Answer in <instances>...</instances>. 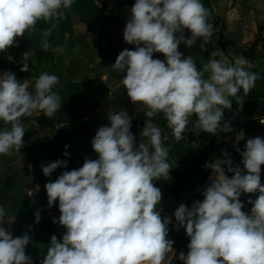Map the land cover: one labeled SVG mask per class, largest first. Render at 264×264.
I'll list each match as a JSON object with an SVG mask.
<instances>
[{
  "label": "crops",
  "instance_id": "crops-1",
  "mask_svg": "<svg viewBox=\"0 0 264 264\" xmlns=\"http://www.w3.org/2000/svg\"><path fill=\"white\" fill-rule=\"evenodd\" d=\"M104 2L114 9L126 0L97 3L102 6ZM212 5L215 14L210 45L215 50L217 62L203 50L206 37L202 30L191 31L169 43L157 37L152 48L158 56L147 61H140L136 54L122 55L118 76L102 65L106 60V45L101 31L94 24L86 27L93 28L95 39L104 47L94 53L91 57L94 63L87 68L73 59L72 54H68L74 60L70 62L64 52L56 54L57 51L52 49L54 64L63 60L65 66L58 67L60 72L57 74L69 73L72 78L70 83L66 82V89H59L67 92L64 98L69 97L68 86L78 84V105L82 108L92 106L83 110L74 124L84 131L86 149L89 146L98 157L114 162L105 180L90 182L81 192L78 190L80 170L60 178V163L43 147L56 136H67L66 120H54V125L45 126L36 123L41 114L40 107L47 105L52 110V105L48 104H54L57 99L54 101L52 95L40 89L34 79L29 80L34 83L18 77L1 82L5 91L14 83L23 97L29 93L28 98L33 101L38 94L40 99L30 104V112L22 106L30 146L8 164V169L26 188L25 197H20L14 209L10 207V223L20 224V227L13 229L8 264L20 230L24 236L16 264H62L61 245L40 227L51 222L56 224L57 236L69 230L67 263L80 264L93 234L113 213L116 216L111 227L92 251L91 259H102V253L110 247H113L112 251L106 255L105 262L95 264H155L151 253L160 249L169 251L168 264H250L264 258V100L243 97L231 122L213 129L212 136L218 150L210 156L206 166L193 167V161L204 156V146L199 139L204 119L192 102L182 95L179 97L171 112L175 124L169 133L156 125L159 106L151 91L164 85L179 93L180 86L190 77L198 79L209 89L218 77V65L221 77L212 94L210 108L214 119L226 112L228 95L236 92L241 84L239 72L245 74L252 70L243 53L259 39L254 65L258 73L264 74V0H212ZM143 6L147 5L136 10L140 12ZM138 19H143V14ZM118 20L110 24L108 32L116 46L123 47L126 39L115 32ZM141 22L137 32L142 28L147 33L148 27L157 25L158 20L156 16L149 22ZM223 23L226 28L221 39L219 33ZM91 78L96 81L94 86L87 85ZM103 86L107 88L104 95ZM263 87V83L258 86L259 89ZM65 102L69 107L72 97L70 102ZM33 111V119L29 121L26 115ZM121 119H148L151 122L145 135L134 137L122 134ZM114 129L119 132L118 137L113 136ZM151 141L164 145L166 153L154 157ZM138 147L151 162V168L149 173L136 169L128 177L125 168L135 162ZM234 160L238 165L230 166ZM40 169L44 171L43 177L38 173ZM157 169L165 175L160 177ZM173 169L179 170L178 177L182 180L187 179L190 171L196 178L177 193L160 191L161 183L168 186L175 183L170 173ZM13 182L14 179L0 178L3 208L8 206L7 198ZM15 200L14 197L12 203ZM68 209H72L70 219L74 221V227L68 225ZM23 213L24 216L20 217ZM132 213L150 215L143 223L130 227L129 222L135 221ZM128 227L130 231L126 232ZM208 240L225 241L232 246V252L211 253L206 244Z\"/></svg>",
  "mask_w": 264,
  "mask_h": 264
},
{
  "label": "trees",
  "instance_id": "trees-1",
  "mask_svg": "<svg viewBox=\"0 0 264 264\" xmlns=\"http://www.w3.org/2000/svg\"><path fill=\"white\" fill-rule=\"evenodd\" d=\"M4 1L7 3V9L10 8V11H18L20 14L26 13V11L20 12L21 10L19 5H17V0ZM23 1L26 3L27 0ZM52 2L55 8L57 7L60 16L58 21V33L59 35H66L70 40L71 45L75 44V28L73 21L77 18L79 23H82L85 26H91L94 24L101 31L106 45V60L102 65L116 76H118L121 69L120 58L122 55L136 54L140 61L150 60L151 58L158 56L152 48V42L157 37H162L165 39V43H169L170 40L194 30L203 31L204 36L206 37V41L203 44V50L207 55L214 57L217 62L215 50L210 45L212 41L210 31L215 14L212 0H160L159 3H156L153 0H126L125 3L114 9H110L105 2L100 6L96 0H52ZM69 3H72L71 8L68 6ZM143 3H149L154 6L158 20L157 25L149 26V31L145 33L144 36L140 37L139 34L136 33V35H138L136 41L126 42L123 47H117L114 43L113 36L108 32V27L114 21L119 19L120 16L129 13L131 10L138 9ZM44 17H47V15ZM223 21L225 22V17L223 18ZM8 26H10V23L5 19L0 18V68L4 79L8 80L13 77H24L20 74L17 63L10 60V57L16 56L17 53L35 54L36 59L39 62H42L43 60L54 62L55 55L52 51L51 45L56 40V35L47 39L45 35H37L25 29L19 31V33L11 34L8 31ZM225 28V24L223 23L222 30L219 33L221 39H223ZM166 33L167 36H165ZM260 41L261 39L243 53L244 59L251 65L252 70L245 74L239 72L241 84L236 92L228 95V110L222 113L217 119H214L210 105L212 103V94L217 86L219 78L221 77L219 65L217 67L218 77L213 81L212 87L209 89L198 79L190 77L180 86L179 93L171 91L164 85L159 86L155 91H151V94L154 95L159 106V116L156 120V125L161 127L166 133H169L174 127L175 123L171 118V112L181 95L192 102L200 110L204 119V128L199 133V139L204 146V156L201 159L194 160L193 167L196 165L206 166L210 156L218 150L216 141L212 136L213 129L218 126L227 125L231 122L235 113L240 109L241 99L243 97L255 101L264 100V87L262 89L258 88L260 84H264V74L258 73L254 65L257 56V47ZM221 44L225 49L223 41ZM42 78L48 79V77ZM78 88V84L71 83L68 86V92L72 97V103L69 107L65 101H61L60 103L68 114L65 119L68 124L67 136L64 134L56 136L49 142L45 143L43 147L60 163V178L68 174L71 175L76 170H80L81 173L78 190L81 192L82 189L87 188L90 182L105 180L107 174L113 169L114 162L112 160L98 157L93 148H89L90 151L87 153H84L83 151V146L86 148V145L83 142L85 137L84 131L82 128H77L74 124L78 120L82 111L88 110L92 108V106L83 108L77 106L78 97L76 91ZM55 90H57V88ZM106 91L107 88L103 86V95ZM40 113V116L36 119V123L39 126L54 125V109L50 110L47 105H42L40 107ZM150 122L151 121L148 119H121L119 122L120 131L124 136L140 137L146 134ZM119 135V132L114 129L113 136L118 137ZM26 149L28 150L29 147H26ZM150 149L154 157L166 153L165 146L154 141H151ZM233 165H238V163H235V160L231 161L230 166ZM150 168L151 162L145 159L141 148L138 147L135 154V162L132 165H126L125 170L127 176L130 177L136 169H140L143 173H149ZM157 172L160 177L165 175V173L159 169H157ZM170 173L175 178V183L172 186L161 183L160 191L165 190L177 193L196 178L193 171H190L186 180H182L178 177V169H173ZM250 180L248 183H250ZM73 206L75 207V204ZM2 208L3 202L0 200V210H2ZM71 215L72 209H68V225L74 227V221L70 219ZM149 215L150 213H132L135 221L129 222L130 227L143 223L148 219ZM115 216V213L108 215V217L102 222L101 226L95 231L89 245L87 246L84 260L80 264H95L97 261L105 262L106 255L112 251L113 247H110L102 253V259H91V254L105 237L106 232L111 227L112 219ZM55 226L56 224L53 222L40 225L41 229L47 230L51 236L56 239V243L61 245V263L68 264L67 243L70 238L69 230H67L66 233H63V235L57 236ZM130 227L127 228L126 232L130 231ZM23 236L24 232H22V230L18 231L14 248L9 256V264H16L21 253ZM234 257H236V253H234Z\"/></svg>",
  "mask_w": 264,
  "mask_h": 264
},
{
  "label": "rangeland",
  "instance_id": "rangeland-1",
  "mask_svg": "<svg viewBox=\"0 0 264 264\" xmlns=\"http://www.w3.org/2000/svg\"><path fill=\"white\" fill-rule=\"evenodd\" d=\"M17 1V5H19L21 10L20 12L26 11L25 14H20L18 11L14 10L10 11V8L7 9V3L4 0L0 1V18H3L10 23V26H8L7 28L11 34L19 33V31L25 29L37 35H45L47 39H50V37L56 35L55 44L51 45V48L54 51H57L55 52L56 54H58V52H64L70 62L74 61L72 60L73 58L76 61L82 62L85 68H87L90 63H94L91 57L98 50L102 49L104 47V44L97 42V40L95 39L93 28L86 27L82 23H79V21L77 20L78 18L75 19L73 21L75 28V44L71 45L69 44L66 36L59 35L58 33V21L60 19V16L59 12L57 11V7L54 8L52 0H27L26 3L23 0ZM96 1L100 2L101 0ZM153 1L159 3L160 0ZM144 4L147 6H143L140 9V12H138V10H131L129 13L120 16L119 20L117 19L118 26H116L115 28L116 31L115 29H113L112 31L123 35L122 37L125 38L128 42L134 41V39H138V35H136V32L138 27L142 25L143 21L141 22V20H147V22H149L151 19L156 18L154 6L149 3H143L142 5ZM68 6L69 8H71L72 3H69ZM142 14L143 19H138L141 18ZM45 15H47V17H44ZM136 23L137 25H135ZM140 29L141 30H139V32L137 33L141 37L144 36L146 32L144 29ZM60 36L63 37L60 38ZM58 38L59 41H57ZM62 40H64L63 43L60 42ZM126 40H124L123 43H125ZM68 54H72V58H70ZM10 60L17 63L18 70L20 74L24 76L22 78L28 80L26 81L27 83H34L32 81H29L31 79H34L35 81H37L36 83H39L40 89L44 91L46 90V94L52 95L53 99H55L54 101H56L57 99L56 102H53L54 104H48L52 105L51 108L54 109L53 119L56 122L65 121L68 114L64 107L60 105V103L61 101L70 102L71 95L68 92L69 97L67 96L65 99L64 95L66 96L67 92L65 94V92L63 91L60 92L59 89H66V82L70 83L72 81V78H70L69 73L67 75L66 73L57 74L58 72H60L58 71V67L64 65L62 64L63 60L61 61V63L57 62V64H54L56 60H53L54 62L50 60H43L42 62H39L36 59L35 54L26 53H17L16 56H11ZM69 60H67L66 62H68ZM96 63L97 61L95 62V64ZM42 77H48V79H43ZM2 81H4V78L2 77V71L0 68V178L7 179V181H10V179H14L15 181V183H11V185H13L12 191L7 198V205L9 207L6 206L3 208L1 215L2 217H0V264H8L7 256L10 240L14 238L13 229L16 227H20V224L14 225L10 223V221L12 220L9 219L12 216L11 208H13L14 205H17L20 197H25L26 191L25 186H23L20 180L18 181L12 171L8 169V164L12 163L16 158L20 156L19 154H21L22 151L27 150L26 147L30 146V136H28L29 132L26 124L24 125L22 116L24 114H22V106L24 107V109H27L28 112H30V104L40 99H38L37 94V96H35V100L31 101L32 99L28 98V96L30 95L29 93L24 94V98L21 94V91L19 89L16 90V86H14V83L12 84L11 88L9 87V89L5 91L3 84L1 83ZM95 83L96 81H94V78H91L87 85L94 86ZM56 88L58 91L55 90ZM27 90L29 89L27 88ZM76 92L78 97V89ZM49 95H47L46 97H49ZM77 106H79L78 103ZM26 116L28 120L31 121L34 116V111L31 114L27 113ZM87 149L88 151H90L89 148ZM87 149L84 148V153H86ZM43 172L44 171L42 169L38 171L39 174H42V177L44 176ZM14 197L17 200L12 203ZM22 216H24V213L20 215V217ZM150 245L149 248L151 247ZM158 251H160V253H158ZM151 258L152 260H154L155 264H158V262L161 264H168V262L170 261V253L169 251H166V249L156 250L155 252L151 253Z\"/></svg>",
  "mask_w": 264,
  "mask_h": 264
},
{
  "label": "built area",
  "instance_id": "built-area-1",
  "mask_svg": "<svg viewBox=\"0 0 264 264\" xmlns=\"http://www.w3.org/2000/svg\"><path fill=\"white\" fill-rule=\"evenodd\" d=\"M208 250L216 254H229L232 252V246L225 241H207ZM250 264H264V258L253 261Z\"/></svg>",
  "mask_w": 264,
  "mask_h": 264
}]
</instances>
